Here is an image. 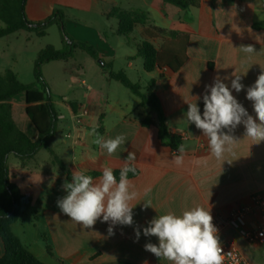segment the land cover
<instances>
[{
    "label": "crops",
    "instance_id": "1",
    "mask_svg": "<svg viewBox=\"0 0 264 264\" xmlns=\"http://www.w3.org/2000/svg\"><path fill=\"white\" fill-rule=\"evenodd\" d=\"M137 1L132 0L129 5L133 9L125 11L143 12L137 9ZM151 1L150 11L146 12L147 25L135 28V31L139 29L141 43L149 41L157 49L162 46L159 47V33L154 28L188 37V60L178 72L164 69L151 73L154 74L151 82H155L153 93L161 102L172 133L182 138L185 146L183 164L177 166L173 162V156L178 153L160 142L157 127L143 126L147 116L151 115L155 121L156 116L149 107H141V103L124 106L104 89L93 87L89 90L95 94L86 97L83 103L53 101L59 124L49 149L40 150L26 161L9 158L12 183L30 192L34 198L22 221L13 226V231L44 264H170L145 250V244L159 243L157 237L143 234V228L153 218L168 212L179 215L194 206L209 207L213 220L228 217L253 194H264V141L254 143L245 137L244 125L237 126L232 135L239 141L232 153H225L226 161L223 162L211 155L202 130L185 118L188 103L196 102L203 113L206 86L212 85L217 77L231 89L233 73L241 75L240 82L245 87L239 93L232 90V94L255 118L253 102L246 99V90L264 71V29L256 28L264 23V2L201 0L200 7L192 10L193 22L185 23L179 8L163 0ZM118 5L117 0H29L27 17L33 23H42L56 10H66L98 15L110 22L117 21L107 15ZM156 18L163 19V25H158ZM116 25L114 34L118 36V21ZM3 26L0 21V28ZM145 28L155 33L156 38H148ZM35 37L33 33L19 31L0 39V75L11 70L21 83L26 84L22 81L21 69L35 67L38 58L32 53ZM248 45L253 46L254 53L246 54L241 50V46ZM99 54L103 65L92 59L102 71L103 79L108 83L114 81L105 67L113 62L104 61ZM128 66H135L133 57H129ZM11 104L18 128L37 142L39 133L27 116L25 94L15 97ZM84 107L88 108L89 114L81 117ZM94 129L104 139L124 135L126 140L109 156L105 149L93 143L95 136L90 133ZM51 151L72 173L80 170L86 174L102 171L105 167H111L113 172L120 171L128 152L135 153L133 163L138 175L129 179L139 193L131 202L133 224H116L113 233L109 234L111 221L102 222L101 217L92 228L84 229L64 214L57 206V200L66 195L62 187L64 182L71 181L62 173ZM147 189L150 191L146 194ZM149 200L151 207H145L144 203ZM137 229L140 230L139 239L135 234ZM218 236L220 245L232 244L249 264H264V242L252 245L233 228H226ZM4 253L0 236V258Z\"/></svg>",
    "mask_w": 264,
    "mask_h": 264
},
{
    "label": "trees",
    "instance_id": "2",
    "mask_svg": "<svg viewBox=\"0 0 264 264\" xmlns=\"http://www.w3.org/2000/svg\"><path fill=\"white\" fill-rule=\"evenodd\" d=\"M173 5L183 13L182 21L192 23V10L200 7L201 0H163ZM264 2V0H262ZM29 0H0V21L5 25L0 28V39L13 35L19 31L33 33L40 38L47 36V31L52 26H58L62 32L63 48L57 49L48 45L39 53L35 62L34 75L36 84L26 85L19 81L17 75L8 70L0 75V236L4 243L5 253L0 258V264H44L22 243L14 233L13 226L24 218L33 204V195L23 191L12 183V175L9 166V158L14 155L26 161L34 158L42 149H49V142L55 136L59 124V114L55 108L50 86L44 79L42 67L46 63L69 61L74 57L76 50L87 53L98 61L100 54L97 49L88 43L78 42L72 39L66 31L64 12L56 10L46 21L33 23L27 17V4ZM109 19L118 21L117 35L129 37L139 25L146 26L148 14L146 12L125 11L120 7H114L107 15ZM257 29H264V23L256 25ZM159 34L169 33L162 46L157 49L154 44L144 41L137 47V57L143 59V69L147 73L157 70H170L178 72L187 62L188 37L177 32L167 31L162 28H154ZM145 35L155 39L156 35L149 28L144 29ZM109 69L111 80L121 83L134 95L141 99V107H149L156 116V121L151 115L142 122L143 126H155L158 129L160 142L177 151L182 144V138L172 133L167 117L165 116L161 102L153 93L155 82L147 87V94L143 93L139 84H134L125 72H114L112 64H105ZM20 94H25L27 101L26 113L39 133V140L33 142L16 125L12 115V101ZM76 109V105L72 104ZM52 155L54 152L51 151ZM55 156V155H54ZM56 163L62 173L71 181L72 171L57 156ZM120 171L114 172L119 180ZM88 175L94 179L102 176V171L93 170ZM138 175L129 173L128 178ZM50 251V248L48 247ZM59 264H65L60 262Z\"/></svg>",
    "mask_w": 264,
    "mask_h": 264
},
{
    "label": "clouds",
    "instance_id": "3",
    "mask_svg": "<svg viewBox=\"0 0 264 264\" xmlns=\"http://www.w3.org/2000/svg\"><path fill=\"white\" fill-rule=\"evenodd\" d=\"M240 48L246 54L255 52L251 45ZM233 76L231 89L219 77L212 85L206 86L203 113L201 114L196 102L188 103L185 117L189 123H194L196 128L202 130L211 155L223 162L226 161L225 153H232L239 141L232 135L237 126L243 124L245 137L254 143L264 141V71L246 90V99L253 102L255 118L232 94V90L239 93L245 87L240 82L241 75L233 73ZM90 135L95 136L93 143L105 149L109 156L126 140L124 135L104 139L95 129ZM177 153L173 156V162L180 166L185 153L183 144L178 145ZM135 159V153L128 152L120 169L119 180L111 167L103 168L98 180H94L85 171L75 170L71 182L65 181L62 185L66 195L57 200V206L84 229L92 228L101 217L102 222L111 221L109 234L113 233V226L116 224L132 225L131 202L137 199L139 193L134 189L128 174L136 172L133 163ZM148 191L150 189L146 190V194ZM144 204L145 207H151L150 200ZM217 233L210 208L194 206L179 215L168 212L153 218L143 228V234L146 237H157L159 243H147L144 247L146 251L170 264H223V250ZM135 234L139 239L140 230L137 229Z\"/></svg>",
    "mask_w": 264,
    "mask_h": 264
},
{
    "label": "rangeland",
    "instance_id": "4",
    "mask_svg": "<svg viewBox=\"0 0 264 264\" xmlns=\"http://www.w3.org/2000/svg\"><path fill=\"white\" fill-rule=\"evenodd\" d=\"M123 10L133 9L130 7L132 0H117ZM151 0H138L135 4L138 10L150 11ZM64 12V21L67 34L78 42H87L96 47L101 53L104 61H112L114 72H125L128 78L142 87L143 93L147 94V87L151 83L154 74L143 69V60L137 56V47L142 41L139 29L129 37L115 36L117 21H106L104 18L79 12ZM154 14V13H153ZM155 16V15H154ZM158 25H163V19H157ZM4 27V26H3ZM37 36V35H36ZM169 33L159 34V47L164 43L165 38L170 37ZM33 54L38 57L40 49L53 45L57 49L63 48L62 32L58 26H52L44 38L35 37ZM129 57H133L134 67L129 68ZM102 61V60H99ZM35 67H25L22 71V81L26 84H36L34 75ZM44 79L50 86L54 102L63 101L70 103H83L84 99L95 94L89 89H104L114 100L122 105H135L141 103V99L134 95L129 89L117 81L106 82L103 73L95 61L85 52L76 50L74 57L69 61L46 63L42 67ZM109 73V69L106 68ZM85 81V83H83ZM63 112V109H61ZM13 158H17L12 155Z\"/></svg>",
    "mask_w": 264,
    "mask_h": 264
},
{
    "label": "built area",
    "instance_id": "5",
    "mask_svg": "<svg viewBox=\"0 0 264 264\" xmlns=\"http://www.w3.org/2000/svg\"><path fill=\"white\" fill-rule=\"evenodd\" d=\"M89 114L88 108L81 109L80 116ZM218 233L226 228H233L252 245L264 242V194H253L247 203L240 204L228 217L213 220ZM217 233V234H218ZM223 250V264H249L243 254L232 244L220 245Z\"/></svg>",
    "mask_w": 264,
    "mask_h": 264
},
{
    "label": "water",
    "instance_id": "6",
    "mask_svg": "<svg viewBox=\"0 0 264 264\" xmlns=\"http://www.w3.org/2000/svg\"><path fill=\"white\" fill-rule=\"evenodd\" d=\"M100 62V64H102L103 65V63L101 62V61H99Z\"/></svg>",
    "mask_w": 264,
    "mask_h": 264
}]
</instances>
